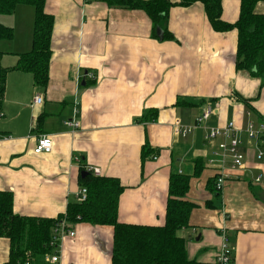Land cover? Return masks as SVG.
I'll return each mask as SVG.
<instances>
[{"label": "crops", "instance_id": "obj_1", "mask_svg": "<svg viewBox=\"0 0 264 264\" xmlns=\"http://www.w3.org/2000/svg\"><path fill=\"white\" fill-rule=\"evenodd\" d=\"M44 9L54 18L45 89L36 87L28 72L12 69L5 79L0 191L13 194V212L63 214L78 202L83 166H93L124 187L119 221L160 225L170 174H186L185 199L196 206L177 234L185 239L187 256L213 264L224 227L231 264H264V147L242 134L244 166L231 171L217 190L208 183L216 173L207 165L212 146L204 141L205 129L185 137L173 133L175 121L189 125L207 105L213 112L205 127L264 122V84L234 67L236 32L214 31L200 2L169 9L173 40H161L160 28L151 35L150 19L140 9L99 0H45ZM238 9L239 0H222L221 17L234 21ZM255 10L264 12V2ZM33 12L20 4L0 14V24L13 29L10 40H0L1 66H14L18 55L30 50ZM37 94L41 101L34 103ZM66 119L78 121L79 128L66 127ZM41 134L50 135L52 148L37 154L33 147ZM197 159L202 167L194 175ZM256 176L260 183L253 182ZM72 230L51 264H109L111 226L77 222ZM8 250V240L0 237V264Z\"/></svg>", "mask_w": 264, "mask_h": 264}, {"label": "trees", "instance_id": "obj_2", "mask_svg": "<svg viewBox=\"0 0 264 264\" xmlns=\"http://www.w3.org/2000/svg\"><path fill=\"white\" fill-rule=\"evenodd\" d=\"M109 6L140 9L151 22V35L160 28L161 40H173L167 29L169 9L174 5L189 6L200 2L210 27L217 32L234 30L236 49L234 67L245 70L264 84V12L255 10L264 0H239L238 15L234 21L222 16V0H99ZM33 8L32 44L29 51L18 55L12 67L0 65V112L9 70L16 69L32 75L33 84L45 89L51 57V35L54 18L45 11V0H0V14L11 13L17 5ZM13 29L0 24V40H10ZM189 105V104H188ZM150 116V117H149ZM151 119V115H148ZM40 117L37 119L39 122ZM202 161H195L196 175ZM189 175L171 173L167 186L164 222L160 225L132 224L117 218L118 198L123 190L120 180L113 176L87 172L79 177L86 188L82 202L69 203L66 211L54 218L20 215L13 212V194L0 191V237L6 238L9 250L4 264H51L46 255L57 251L56 224L64 220L68 229L77 222L106 225L112 228L109 264H201L186 253L185 239L177 231L189 225L195 203L185 199ZM208 183L214 187V178ZM233 259V257H232Z\"/></svg>", "mask_w": 264, "mask_h": 264}, {"label": "built area", "instance_id": "obj_3", "mask_svg": "<svg viewBox=\"0 0 264 264\" xmlns=\"http://www.w3.org/2000/svg\"><path fill=\"white\" fill-rule=\"evenodd\" d=\"M92 77V75L90 76ZM41 97L37 94L34 96L33 102L39 103ZM76 112V110H74ZM213 110L210 105H207L202 112L195 117L193 123L189 125L179 124L175 121L173 124V133L177 136L185 137L194 132L196 129L203 127L205 129L204 141L212 146V153L207 159V165L215 170L216 176L214 177V187L220 190L224 183L231 177V171L238 170L244 166V154L239 149L243 142L242 134L246 136L250 143L258 147H264V122L254 123L252 120L247 119L244 128L237 127L233 121L226 122L223 126H210L205 127V121L212 114ZM63 124L72 129L79 128V122L73 119H66ZM52 148V140L50 135L41 134L36 138L33 147L34 153H48ZM260 157L261 153H257ZM83 170L91 172L94 175L99 174V168L93 166H83ZM253 182L260 183V176H256ZM76 200L82 202L86 198V188L79 186L76 193ZM56 243L57 245L63 236L72 237L75 233L73 230L68 229L64 220L56 224ZM220 243L218 252L214 258L213 264H231L233 252L230 247L227 230L222 227L219 229ZM45 261L55 263L58 261L57 251L51 255L45 256Z\"/></svg>", "mask_w": 264, "mask_h": 264}, {"label": "water", "instance_id": "obj_4", "mask_svg": "<svg viewBox=\"0 0 264 264\" xmlns=\"http://www.w3.org/2000/svg\"><path fill=\"white\" fill-rule=\"evenodd\" d=\"M87 173V171H81V176H83L84 174H86Z\"/></svg>", "mask_w": 264, "mask_h": 264}, {"label": "rangeland", "instance_id": "obj_5", "mask_svg": "<svg viewBox=\"0 0 264 264\" xmlns=\"http://www.w3.org/2000/svg\"><path fill=\"white\" fill-rule=\"evenodd\" d=\"M0 17H3V16H0ZM3 22H4V20H3ZM230 247H231V244H230ZM232 248V247H231ZM233 250V249H232Z\"/></svg>", "mask_w": 264, "mask_h": 264}]
</instances>
